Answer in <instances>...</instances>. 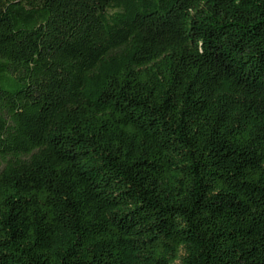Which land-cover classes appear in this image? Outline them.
Instances as JSON below:
<instances>
[{
  "label": "trees",
  "instance_id": "obj_1",
  "mask_svg": "<svg viewBox=\"0 0 264 264\" xmlns=\"http://www.w3.org/2000/svg\"><path fill=\"white\" fill-rule=\"evenodd\" d=\"M0 264H264V0H0Z\"/></svg>",
  "mask_w": 264,
  "mask_h": 264
}]
</instances>
